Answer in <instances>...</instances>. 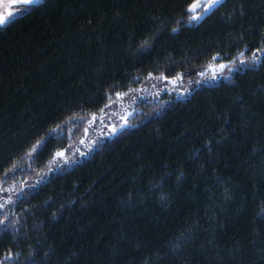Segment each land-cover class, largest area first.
I'll return each instance as SVG.
<instances>
[{
  "label": "trees",
  "instance_id": "16d2710c",
  "mask_svg": "<svg viewBox=\"0 0 264 264\" xmlns=\"http://www.w3.org/2000/svg\"><path fill=\"white\" fill-rule=\"evenodd\" d=\"M196 1L39 0L0 25V264H264V0ZM213 60L233 68L205 82ZM156 76L191 86L54 163Z\"/></svg>",
  "mask_w": 264,
  "mask_h": 264
},
{
  "label": "rangeland",
  "instance_id": "374dc122",
  "mask_svg": "<svg viewBox=\"0 0 264 264\" xmlns=\"http://www.w3.org/2000/svg\"><path fill=\"white\" fill-rule=\"evenodd\" d=\"M18 0H0V17H7L12 19L23 13L25 7L22 4H15ZM212 0H200L193 4V8L197 13L202 12ZM11 13V15H9ZM199 16V15H198ZM195 14L189 21L194 22L198 17ZM224 65L223 68L220 66ZM233 68L232 62H222L213 60L205 67L201 73L200 78L205 81L216 80L230 72ZM191 84L184 80L181 76L165 77L156 76L150 77L146 83V88L134 90L127 93H120L115 99L99 113L92 114L85 119L78 120V124L69 125V146L59 151L55 156L54 163H62L68 160H73L74 157L84 153L90 144L97 143L111 138L122 129L131 126V117L135 114L134 103L139 96L146 95L147 99H152L154 96H159L165 90L169 94L174 91H186ZM95 117V119H94ZM78 128V129H77Z\"/></svg>",
  "mask_w": 264,
  "mask_h": 264
},
{
  "label": "snow or ice",
  "instance_id": "6c2138e0",
  "mask_svg": "<svg viewBox=\"0 0 264 264\" xmlns=\"http://www.w3.org/2000/svg\"><path fill=\"white\" fill-rule=\"evenodd\" d=\"M23 2L26 5H30V4L34 3L35 0H23ZM221 2H222V0H213V4H217V3H221ZM9 15H11V13H9ZM194 18H197L198 19V17H194ZM4 23H5V18L4 17H0V25H2ZM220 67L223 68L224 65H221ZM117 95L119 96L120 94L117 93ZM94 119H95V117H94ZM0 207H2V205H0ZM5 259L8 260V259H11V257H5Z\"/></svg>",
  "mask_w": 264,
  "mask_h": 264
},
{
  "label": "water",
  "instance_id": "95a60500",
  "mask_svg": "<svg viewBox=\"0 0 264 264\" xmlns=\"http://www.w3.org/2000/svg\"><path fill=\"white\" fill-rule=\"evenodd\" d=\"M39 0H35L34 3H37ZM223 1V0H222ZM22 3L25 4L22 0ZM32 3V4H34ZM221 3L213 4V0L204 8V13L207 14L209 12H212L214 9H216ZM31 5V4H30ZM5 21L7 20V17H4Z\"/></svg>",
  "mask_w": 264,
  "mask_h": 264
},
{
  "label": "flooded vegetation",
  "instance_id": "af4514ba",
  "mask_svg": "<svg viewBox=\"0 0 264 264\" xmlns=\"http://www.w3.org/2000/svg\"><path fill=\"white\" fill-rule=\"evenodd\" d=\"M15 4L19 5V4H23V3H22V0H18L17 2L13 3L12 5H15Z\"/></svg>",
  "mask_w": 264,
  "mask_h": 264
}]
</instances>
